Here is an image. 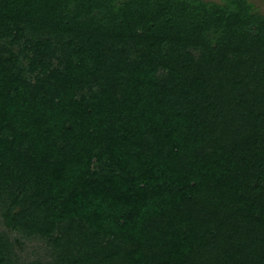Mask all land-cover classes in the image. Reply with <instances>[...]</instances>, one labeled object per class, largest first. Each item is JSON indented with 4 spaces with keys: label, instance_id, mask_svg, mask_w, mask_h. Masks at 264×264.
Instances as JSON below:
<instances>
[{
    "label": "trees",
    "instance_id": "obj_1",
    "mask_svg": "<svg viewBox=\"0 0 264 264\" xmlns=\"http://www.w3.org/2000/svg\"><path fill=\"white\" fill-rule=\"evenodd\" d=\"M0 210L57 264H264V14L0 0Z\"/></svg>",
    "mask_w": 264,
    "mask_h": 264
},
{
    "label": "rangeland",
    "instance_id": "obj_2",
    "mask_svg": "<svg viewBox=\"0 0 264 264\" xmlns=\"http://www.w3.org/2000/svg\"><path fill=\"white\" fill-rule=\"evenodd\" d=\"M221 3L222 0H204ZM253 3L255 10L264 14V0H249ZM8 48L17 52V47L7 45ZM25 63V61H24ZM56 237L58 236L55 234ZM0 239L4 242L3 247L5 257L13 260L19 264H57L56 248L57 242L55 240H48L39 237L37 234L33 236L25 235L20 231L13 230L8 227L5 222L4 212L0 210ZM65 248V247H64Z\"/></svg>",
    "mask_w": 264,
    "mask_h": 264
}]
</instances>
